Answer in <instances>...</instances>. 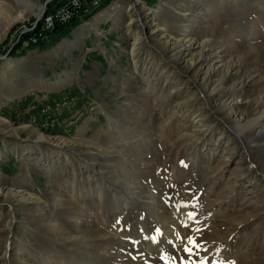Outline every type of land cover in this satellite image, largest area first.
<instances>
[{"label":"rangeland","instance_id":"obj_1","mask_svg":"<svg viewBox=\"0 0 264 264\" xmlns=\"http://www.w3.org/2000/svg\"><path fill=\"white\" fill-rule=\"evenodd\" d=\"M46 1L0 0L4 5L0 7V58L9 53L0 60V71L6 62H17L15 75L6 69L0 77V118L20 128L13 134L0 131V167L9 158L16 163L6 180L0 178V187L21 189L40 203L32 202L25 209L15 206L14 199L0 198L4 206L0 264H264V139L260 146H251V154L237 138H230L220 151L212 142L204 151L197 150L194 142L201 136L191 131L187 114L177 107L182 97L156 85L166 80L162 74L172 67L163 54L169 58L173 53L164 44L157 45L156 33L143 38L134 58L129 35L132 94L110 124L81 136L52 117L40 122L24 113L15 116V76L25 65L15 56L40 44L19 46L20 40L38 32L37 16ZM144 7L129 14L134 25H142L148 12L158 10L153 31L165 27L175 42L194 37L195 46L215 48L225 72L229 69L222 101L246 93L244 104H238L246 114L245 104L256 97L264 100V0H163L158 6ZM20 14L24 20L6 30L7 17ZM29 26L33 27L28 38H21ZM193 55L200 59L201 53L196 49ZM158 60L161 68L155 73L160 78L155 80L152 65ZM257 78L259 83L254 85ZM185 79L177 78L173 90L188 86ZM203 93L209 94L203 89L195 92L196 108H207ZM66 106L58 105L57 111ZM207 122L215 132L226 128L224 119L210 112ZM36 134L71 143L42 142L33 156L17 153L23 146H32ZM45 162L52 170L43 167ZM245 169L239 184L252 191L248 196L232 187ZM100 192L103 209L96 195ZM115 197L121 201L119 206ZM187 205L196 206V215L184 228L179 217L187 218L182 210ZM167 230L175 234L164 233ZM191 241L196 247L189 255L186 249L192 247Z\"/></svg>","mask_w":264,"mask_h":264},{"label":"crops","instance_id":"obj_2","mask_svg":"<svg viewBox=\"0 0 264 264\" xmlns=\"http://www.w3.org/2000/svg\"><path fill=\"white\" fill-rule=\"evenodd\" d=\"M61 2L56 0L49 10ZM162 2L103 0L100 7H86L76 21L57 28L23 56H15L25 60L15 76V116L24 113L40 122L52 117L81 136L110 124L133 89L126 32L132 10L128 7H154ZM61 104L66 107L57 111ZM46 108L51 111L43 114ZM11 167L16 168L13 158L0 167L1 179L9 177Z\"/></svg>","mask_w":264,"mask_h":264},{"label":"bare ground","instance_id":"obj_3","mask_svg":"<svg viewBox=\"0 0 264 264\" xmlns=\"http://www.w3.org/2000/svg\"><path fill=\"white\" fill-rule=\"evenodd\" d=\"M8 1H10V3H13V2H11V0H8ZM60 6H61V3L59 5H57L52 10V15H59L60 14ZM88 6H90L93 9H96V8L101 6V3H94L92 6L91 5H84V8L81 10V13H79L76 17H73V19L64 20L63 27L67 26L68 24H71L74 21H76L80 17V15L82 13H84L83 11H85L86 7H88ZM0 7L4 8L3 2H0ZM134 8L135 7L131 5L128 7V11L134 10ZM41 11H42V9H41ZM41 11H40L39 15L37 16V18L40 16ZM47 11H50V10L48 9ZM158 15H159L158 10H153L151 12H148V14H146V18L144 20L145 22H143V24L140 26L134 25L135 22H134L133 18H131L129 20L130 23L128 24V27H129L128 28V34L133 38V43H132V46L130 48L131 49L130 50L131 56L134 58L137 55V52H138L137 50L139 48V45L141 44V42L145 36H148L149 34H152V33H156L155 38L160 41V42L158 41L157 45L160 46L161 44H164L166 51L168 50L170 52H173L169 58L166 56V53L163 54V56H164L163 58L165 60H168V62H170V64H172V67L170 68L169 73L162 74L163 77L166 78V80L161 81L160 83H156V85H158V87L160 88L159 90H161V91L165 90L166 88L168 89V87H169L170 93L171 92L173 94L179 93L180 97H182V101H180L177 104V107L179 108L180 111H182V112L184 111V113L187 114V119H189V121H190L189 125L191 128V131L197 130V132H199V134L201 136V137H197L195 142H194L196 149L200 150V151H204L205 149H207V147H208L207 145L210 142H212V145H214L215 150L220 151L221 147H224V144H226L230 141V138H237L240 140L241 144L245 147V149L246 150L248 149V153L251 154V151H253V148L251 146H254V147L260 146L261 141H263V139H264V100H262V97H256L254 100H251L247 104H245L248 107L246 114L241 113V111L238 110L239 109L238 104H242V103L244 104L243 99H245L244 95H247L246 93L240 91L239 93H235L234 96L231 97L230 100H229V98H226L225 101H222L223 95H224L222 93V90L224 88V84H225V80H226L225 74L228 75L229 69L227 70V72H225L227 67L225 68V65L221 61V58L218 57L216 52H214L215 48H212L206 44H201V43H199L200 45L195 46V44L197 42L195 43L194 37L189 38L188 40L183 41V42H178V41L175 42L169 37L170 35L166 34L165 27H160V29L153 31L152 28L154 27V20L158 17ZM20 20H24L23 14H20L18 17H15V18H8L7 17L6 22H7L8 26H7L6 30H8V28H10V26L12 24H14L15 22L20 21ZM44 20H45V15L42 17L40 22H36V23H38V25H40V27H39L38 32L31 39L20 40V42H19L20 48H22V49L30 48L31 45H36L37 43H39V41H41V39L44 40L46 38V37L42 38V36L44 35V27H43V21ZM55 30H57V28L54 29L53 32ZM26 33H28V30ZM171 40H172V42H171ZM0 41H1V39H0ZM161 41L163 43H161ZM167 46L169 48H167ZM196 49L198 50L199 53H201L200 59H194L193 52ZM150 60H151V58H149L147 60L148 61L147 64L150 63ZM161 61L158 60V62H156V64H154V65L151 64L153 66L152 70H154L153 74H154L155 80H157V79L159 80V78H160V76L156 78L157 74L155 72L158 70L160 71L161 64L159 62H161ZM20 62H22V61H20ZM142 62H143V59H142ZM15 63H17V62H12V61L6 62V64L2 67V69L0 71V77L5 76V74H6L5 70L6 69H8L10 71L11 75H15V73L17 72ZM136 63H137L136 65L138 67L139 61ZM148 67H149L148 71H150L151 67L150 66H148ZM174 71H176V72H174ZM221 73H223V76ZM182 77H183V79L186 78L185 80L187 81V84L189 83L188 86L186 85L183 88V86L185 85L184 84V85H182V87H180L178 89L175 88L173 90V87L175 86V83H173V82H176L177 78H178V80L182 79ZM257 79L258 80L255 81L254 85L259 83L258 81L260 78H257ZM248 82H250V81L248 80ZM190 85H193L194 87H196V89L192 90V88H190ZM240 85L243 86V83H241ZM180 89H183V90L180 91ZM202 89L205 91L207 90L209 92L208 95H205L204 94L205 92L203 93V100H204V102H206L205 104H207V106H206L207 108H204V107L196 108V105L193 103L192 100H193V97L195 96V92H197L198 90H202ZM207 112L214 114V116H217L218 118L221 117L222 119H224L225 122L223 124L226 127L225 130L220 131V132L219 131L215 132L216 128L213 127L211 123L207 122ZM25 128L26 127H23V129H25ZM17 129H20V128H13L11 126V124H9L8 121H5L4 119L0 118V131L5 132L4 134L16 133ZM197 134L198 133H196V135ZM61 141H63L66 144L71 143L70 141L61 140L60 138H49V137H46V136L41 135V134H38V135L36 134L33 137V140L31 141V143L33 145L28 146V147L23 146V148H19L17 150V153H19V154L26 153L27 155L29 154L30 156H33V154L36 151H39V148H40L39 144L40 143L51 142V143L59 144V142H61ZM209 153H211V152H209ZM211 155H212L211 157H213L215 154L211 153ZM249 156H251V155H249ZM193 163H194V160L190 163L192 167L195 166V164H193ZM250 163H252V162H250ZM44 164H45V165H43L44 168L46 167V169H48V171L52 170V166L49 164V162H45ZM246 172L247 171L245 169L244 172L240 175V177H239L240 179L233 181L232 187H234V188L238 187L237 189L239 191H243L245 196H248L249 194H252V191L250 189L248 190L246 187L241 188L240 187L241 185L239 184L241 182L243 176L246 174ZM115 184H116V182L113 181L112 186H116ZM237 185H239V186H237ZM130 189H132V188H130ZM96 195H98V198H99L98 201L100 203V209H103L102 192H100ZM1 197L3 199H8L11 201H12V199H14L13 202H15V206H19V205L22 206L23 205V207L25 209L28 208V205H33L32 202L36 205L40 204L38 198H35L31 194H28V193L24 192L23 190L17 189V188L16 189H6L3 187H0V198ZM117 198L118 197H115V203H116V205L119 206L121 201ZM124 199H125V201L128 200L127 197H125ZM128 204L131 205V207H135V205L132 202L127 203V205ZM137 204L140 205L139 203H137ZM3 207H4L3 205H0V221H1L3 214H4ZM126 207H128V206H126ZM138 207H140V206H138ZM195 208H196L195 205H191V206L187 205V206L182 207V210L186 211V214H187V216H186L187 218L179 217L181 224L184 228L187 227L188 225H190V223L192 221L193 222L195 221L194 220L195 215H196ZM163 214H165V213H163ZM186 214H184V215H186ZM169 216H171V214ZM171 222L173 223V220ZM172 226H175V228L180 227L179 224H177V223L172 224ZM164 233L170 235V234H173L174 232H171V230H167V231H164ZM150 247H152V246H150ZM150 247H149V250L151 249Z\"/></svg>","mask_w":264,"mask_h":264},{"label":"built area","instance_id":"obj_4","mask_svg":"<svg viewBox=\"0 0 264 264\" xmlns=\"http://www.w3.org/2000/svg\"><path fill=\"white\" fill-rule=\"evenodd\" d=\"M103 0H63L60 6V14L52 15V11H47L45 14V20L43 21L44 35L42 38L49 36L53 33L56 28H62L64 25V20L73 19L84 8V5H93L94 3H101ZM33 26L28 27L27 35H23L21 38H28L32 31ZM42 41V39H41ZM40 41V42H41ZM43 114L50 112L42 111Z\"/></svg>","mask_w":264,"mask_h":264},{"label":"water","instance_id":"obj_5","mask_svg":"<svg viewBox=\"0 0 264 264\" xmlns=\"http://www.w3.org/2000/svg\"><path fill=\"white\" fill-rule=\"evenodd\" d=\"M53 1H54V0H47V1H46V3H45V4L43 5V7H42V11H41L40 16L37 18V22H39V21L42 19V17L46 14V12H47V10H48V8H49V5H50ZM8 55H9V53H8L6 56L1 57L0 60H4V59H6V58L8 57Z\"/></svg>","mask_w":264,"mask_h":264},{"label":"snow or ice","instance_id":"obj_6","mask_svg":"<svg viewBox=\"0 0 264 264\" xmlns=\"http://www.w3.org/2000/svg\"><path fill=\"white\" fill-rule=\"evenodd\" d=\"M152 242L156 243L157 241H156L155 238H153ZM190 243H191L192 247L187 248L186 251L188 252L189 255H192V248L196 247V242L195 241H191ZM205 264H206V262H205Z\"/></svg>","mask_w":264,"mask_h":264},{"label":"trees","instance_id":"obj_7","mask_svg":"<svg viewBox=\"0 0 264 264\" xmlns=\"http://www.w3.org/2000/svg\"><path fill=\"white\" fill-rule=\"evenodd\" d=\"M12 52H14V51H12Z\"/></svg>","mask_w":264,"mask_h":264}]
</instances>
